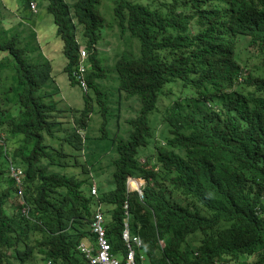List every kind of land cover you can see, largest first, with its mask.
<instances>
[{
	"label": "trees",
	"instance_id": "1",
	"mask_svg": "<svg viewBox=\"0 0 264 264\" xmlns=\"http://www.w3.org/2000/svg\"><path fill=\"white\" fill-rule=\"evenodd\" d=\"M18 1L5 5L13 19L19 7L30 11L32 0ZM33 1L36 11L30 14L36 15L38 1ZM42 1L62 45L61 75L70 88L79 89L84 104L59 106L61 83L52 62L35 46L37 26L20 45L12 20L0 14V130L8 146L0 145V264H28L35 252L41 264H86L77 246L93 238L89 222L98 203L107 240L114 255H121L125 201L131 229L142 238V264L231 259L264 264V55L252 63L254 57L237 47L247 38L248 48L264 52V0H113V19L107 11V22L100 0ZM115 24V37L138 41L136 50L123 44L113 65L118 96L139 103L136 116L126 119L125 138L108 135L110 112L101 88L108 71L97 50L106 28ZM80 43L88 52L86 90L73 74ZM8 75L10 85L4 82ZM174 85L184 96L162 107L161 98ZM89 93L96 96L97 108L89 103ZM93 113L102 119L97 137L111 139L113 158L87 147ZM64 114L71 115V132L59 138L64 149L52 148L53 128ZM158 123L163 124L162 143ZM98 154L113 168L108 174L102 169L103 178ZM9 159L24 172L27 215L22 205L6 210L16 196ZM165 174L171 190L160 182ZM128 176L146 181L142 198L127 189ZM93 182L96 195L90 193ZM196 231L200 238L186 241Z\"/></svg>",
	"mask_w": 264,
	"mask_h": 264
},
{
	"label": "rangeland",
	"instance_id": "2",
	"mask_svg": "<svg viewBox=\"0 0 264 264\" xmlns=\"http://www.w3.org/2000/svg\"><path fill=\"white\" fill-rule=\"evenodd\" d=\"M38 1V13H36V15L34 13L30 14L31 12L29 10H23L22 7H19L18 10L21 14L24 15V17L26 18V20H28L27 22H29L28 24L26 23V21L24 23L18 24L16 19L13 17H11V11L9 8H5V5L9 6L11 4H16L15 6H17V4L19 3L18 0H16L14 3H12L10 0H0V14L2 17H9V19L12 20V24L15 26L14 30L17 33L16 34V38L19 41V44L23 45L24 42L28 41L31 39V35H30V30L35 28L36 25L33 24V26L30 24V21L32 20V18H35V20L38 22L37 24V30H39L43 35L45 36H51L54 37L55 36V27L52 24V16L50 14H48L47 10L45 9L44 5L45 2H43L42 0H37ZM67 1V0H66ZM112 7H113V0H100V12L104 18V20H106V22L108 21L107 19V15L108 13L105 12H109L110 15V20L112 21L113 19V11H112ZM3 28L7 29L8 26H4ZM2 28L0 27V32L2 33ZM80 30V29H79ZM106 34L102 35V38L99 40V44L97 45V50H98V55L103 57L104 63L106 64V67L104 65V69L106 70V73L108 71V75L107 78H104L102 83H101V88L103 91H106L105 96L107 98V100L105 101L103 99V104L106 106V110L110 112L109 116L111 121L110 126L108 127V135L109 137L113 136L114 132H117L118 135H120L122 138H125L127 136V132L129 130V125L126 123V119L127 118H133L136 116V111L139 108V103H137L134 99L131 98H123V97H119L118 92L115 88V80H114V73L115 72V68H114V63L115 61L118 59V51H120L119 48H132L133 50H136L137 45H138V41L132 37V40L134 42H128L129 40H126L124 38H118L114 36V31H117V26L116 24L111 27V28H106ZM38 33V32H37ZM2 38H4V36H2ZM35 40V46L39 45L41 46V52H42V56L46 57L47 59L52 60V64L55 67V70H62L63 66L65 64V60L63 59L62 55H61V50H62V45L59 42L57 37L54 38H39V33L36 35ZM37 41V42H36ZM124 44V46H123ZM247 38H243L238 40V50L240 52H243L248 55H252L253 60L252 63H258L261 61L264 52L259 53V52H255L253 49L248 48L247 47ZM81 48H85L83 43H80ZM51 48L50 51L51 55L47 52L48 48ZM254 55V56H253ZM127 56H134V55H127ZM62 64V66H61ZM248 68V67H247ZM242 77H245L244 75ZM3 79V78H2ZM63 76L60 75L57 79L58 82H60L61 84L60 89L62 92V97L60 98H56L57 100H59V106L67 109V108H73V107H78L80 108L83 104H84V98L82 96V93L79 91L78 88H70L67 92V87H63L62 84L67 83L65 80H63ZM11 77L10 75L7 76V78L4 80V82H6L7 84L10 85L11 83ZM169 94H165L159 104L164 107L166 105H169L170 102H173L175 100L176 97H180V96H184L183 94H179V86L174 85L172 87H170ZM90 92V91H89ZM113 93V94H111ZM167 93V92H166ZM90 94V93H89ZM91 99L89 100V103L92 105V107L97 108V103H96V96L94 94H90ZM89 129L87 130V135H88V149L94 150V151H103V154H107L109 157L114 156L115 151L112 145V141L111 139H99L97 136L100 134L99 132V127L101 125V117L99 114H89ZM161 118V117H160ZM68 119H71V115L70 116H64L60 118V121H62L57 127L53 128V139H51V147H61L62 145V149H64L63 147L66 146V144H62V140L59 139L60 137H63L65 133H70L71 131L69 130V124H68ZM157 119V115L155 111H152L149 114V121L150 123L153 125L155 124V121ZM109 125V124H108ZM163 124L158 123L157 126V140L159 142L162 143V140L160 138L159 132L162 128ZM80 135H83L84 131L83 130H78ZM118 135H116V137H118ZM50 137H47V140H49ZM87 143V139L85 141ZM59 149V148H58ZM86 151V150H85ZM88 151V150H87ZM98 158H100V163L96 164L99 165V167H97L99 174H102V178L104 177L103 173H101V170L103 169L105 171L106 174L110 173V171H113V168L110 167L111 169H109L107 167L108 162H109V158H104L103 156L101 157L100 154L97 155ZM144 158V157H143ZM141 158V161H143L144 159ZM74 159V157H73ZM72 160V158L70 157V161ZM73 161V160H72ZM109 170V171H108ZM108 177V176H107ZM109 179H111L110 177H108ZM160 182L164 183L167 187L168 190H171V185L169 183V179L168 176L165 174L163 176L160 177ZM134 186V184H132ZM132 187V186H131ZM175 197H177V194H175ZM13 196L11 198V202L9 201L8 204H6V210L11 212L14 211V205L18 202V199H14L13 201ZM200 238V233L198 231L188 235L187 239L190 237H194L196 236ZM41 234L38 233L37 237H40ZM186 239V241H187ZM190 240V239H188ZM196 240L190 242V245L192 243H194ZM194 246V245H193ZM193 248V247H192ZM34 257V256H33ZM118 257L121 258V255H119ZM233 261H230V263L227 264H233ZM28 264H41V255L37 254V252H35V257L31 260L30 263ZM219 264H225L222 261L219 262Z\"/></svg>",
	"mask_w": 264,
	"mask_h": 264
},
{
	"label": "built area",
	"instance_id": "3",
	"mask_svg": "<svg viewBox=\"0 0 264 264\" xmlns=\"http://www.w3.org/2000/svg\"><path fill=\"white\" fill-rule=\"evenodd\" d=\"M30 9L33 12L36 11L34 2H30ZM79 50V60L73 74L81 90H86L88 87L85 80V74L88 65L85 64V58L87 57L88 52L85 48H80ZM3 142L4 135L0 133V144H3ZM8 174L15 181L16 187L18 188L19 203L21 204L22 201H24L22 197L23 170L20 167L10 164ZM126 185L128 190H132V188L130 187L131 181L129 178L126 181ZM133 188H136L139 191L140 197L142 198L139 185ZM90 193L92 195L97 194V187L95 182H93L90 187ZM123 211V228L120 237L125 246L124 264H137L136 253L138 249H140L142 243L140 236L137 233L131 234L130 232L129 209L127 201H125L123 204ZM22 212L24 214H27V208L23 207ZM90 230L94 235L93 242L83 241L78 245V249L84 255V258L87 261L86 264H120V260L115 255H113L111 246L106 238L105 218L100 203H98L94 208L92 219L90 221ZM138 257L140 260L143 259L142 255H139Z\"/></svg>",
	"mask_w": 264,
	"mask_h": 264
},
{
	"label": "clouds",
	"instance_id": "4",
	"mask_svg": "<svg viewBox=\"0 0 264 264\" xmlns=\"http://www.w3.org/2000/svg\"><path fill=\"white\" fill-rule=\"evenodd\" d=\"M31 2H34L33 0L31 1ZM29 8H30V4H29ZM30 11H32L31 9H30ZM33 12V11H32ZM81 48V47H80ZM80 51V50H79ZM0 133H2L3 135H4V142H3V144H0V145H2V146H5L7 149H8V146H7V139H6V134L4 133V131H2V130H0ZM83 137H84V133H83V135H82ZM10 164H12V165H14L15 166V164L14 163H11V161H10V159H9V165ZM9 167V166H8ZM21 168V167H20ZM23 170V169H22ZM24 173V172H23ZM9 175V174H8ZM9 178H11L10 176H8ZM130 179V181H131V185H130V187L132 188V190H130V191H133V190H135V191H137L138 193H139V191L136 189V188H133V187H135V186H138L139 185V188H140V191H141V194H142V186L145 184V180L143 179V178H141V177H136V176H128L127 177V179ZM127 181V180H126ZM132 184H134V186L132 185ZM127 186V185H126ZM22 188H23V186H22ZM14 190H15V192H16V196H15V199L17 198L18 199V188L17 187H15L14 186ZM23 200L24 201H22V203L20 204L19 203V199H18V202L15 204V205H22V208L23 207H26L27 208V211H28V204H27V202H26V200H25V198H24V188H23ZM22 208H21V212H22ZM23 213V212H22ZM24 214V213H23ZM24 215H27V214H24ZM124 217V216H123ZM104 218H105V216H104ZM92 219V218H91ZM129 221H130V218H129ZM130 223V222H129ZM89 225H90V222H89ZM105 225H106V221H105ZM122 228H123V218H122ZM122 228H121V231H122ZM138 229H139V227H138ZM91 231V230H90ZM121 231H120V234H121ZM130 232H131V234H138L139 236H140V234H139V232H138V230L137 231H133L132 229H131V226H130ZM92 233V232H91ZM92 236H93V238H90V239H88V238H85V239H83L81 242H83V241H90V242H93V240H94V235L92 234ZM107 238V237H106ZM140 239H141V243H143L142 242V238H141V236H140ZM189 239V238H188ZM187 239V240H188ZM120 240H121V242H122V239H121V237H120ZM80 242V243H81ZM79 243V244H80ZM78 244V245H79ZM110 244V243H109ZM158 244H159V247L160 248H163L164 247V241L163 240H158ZM122 245H123V249H124V252L121 254V258L120 257H118L117 255H115L119 260H120V264H124V257H125V246H124V244H123V242H122ZM186 246H184L186 249H188L189 247H187V244H185ZM111 246V245H110ZM77 249H78V246H77ZM79 250V249H78ZM111 251H112V247H111ZM79 252H80V250H79ZM112 253H113V255H114V252L112 251ZM80 255L82 256V258L84 259V261H85V263H87V261L85 260V258H84V255L80 252ZM139 255H142L143 256V259L142 260H140L139 259ZM145 261V254H144V251L142 250V244H141V246H140V249H138V251H137V253H136V263L137 264H142L143 262ZM230 261H233L232 263L233 264H235V260H233V259H231ZM230 261H228V262H223V263H225V264H227V263H230ZM219 262L220 261H213L211 264H219Z\"/></svg>",
	"mask_w": 264,
	"mask_h": 264
},
{
	"label": "crops",
	"instance_id": "5",
	"mask_svg": "<svg viewBox=\"0 0 264 264\" xmlns=\"http://www.w3.org/2000/svg\"><path fill=\"white\" fill-rule=\"evenodd\" d=\"M16 4H12V6H15ZM14 14V18H16L17 19V23L18 24H21V23H24L25 21H26V23L28 24L29 22H27L28 20H26V18L24 17V15L23 14H21V13H19V14H17V13H13ZM30 24L33 26V24H35L36 26H37V24H38V22L35 20V18H32V20L30 21ZM36 28V27H35ZM37 29V28H36ZM37 32L39 33V38H48V39H50V38H54V37H56V36H54V37H51L50 35L49 36H45V35H43L39 30H37ZM55 32V31H54ZM38 46V45H37ZM39 48H40V51L42 50L41 49V46H39ZM51 50V48L49 47L48 48V50H47V52L51 55V52L52 51H50ZM42 53V52H41ZM62 55V54H61ZM48 60H50V59H48ZM50 61H52V60H50ZM53 65V64H52ZM61 66H62V64H61ZM53 68H54V72H53V75H54V77L56 78L55 80H56V82H58L57 81V79H58V77L61 75V69L60 70H58V71H56L55 70V67L53 66ZM64 79H62V81H63ZM63 85V87H67V90H66V92L70 89V86L67 84V83H65V84H62Z\"/></svg>",
	"mask_w": 264,
	"mask_h": 264
}]
</instances>
